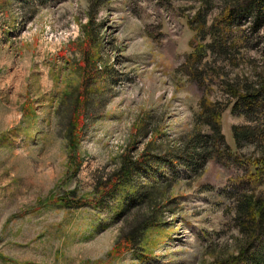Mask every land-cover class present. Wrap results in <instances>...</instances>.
Returning <instances> with one entry per match:
<instances>
[{
    "label": "rangeland",
    "instance_id": "rangeland-1",
    "mask_svg": "<svg viewBox=\"0 0 264 264\" xmlns=\"http://www.w3.org/2000/svg\"><path fill=\"white\" fill-rule=\"evenodd\" d=\"M238 1L0 0V264H214L239 256L246 236L235 185L249 178L247 165L224 153L245 156L257 173L262 150L235 144L234 127L260 122L233 113L227 85L264 77V17L252 36L253 17L233 25V36L250 34L248 46L228 56L207 50L197 66L201 86L185 63L191 43L211 44V27ZM204 101L221 112L224 144L186 164L193 134L211 135L200 119ZM127 157L150 168L94 202L97 185ZM144 185L163 186L149 203L128 205ZM256 189L264 198V186ZM71 192L68 202L87 203L65 206ZM156 212L157 224L124 250L129 229Z\"/></svg>",
    "mask_w": 264,
    "mask_h": 264
},
{
    "label": "trees",
    "instance_id": "trees-1",
    "mask_svg": "<svg viewBox=\"0 0 264 264\" xmlns=\"http://www.w3.org/2000/svg\"><path fill=\"white\" fill-rule=\"evenodd\" d=\"M203 13H198L196 20L199 21L201 25V31L205 27V15ZM248 17H253L252 34H259L261 27L263 26L264 17V0H244L243 2H235L234 4H227L221 17L213 24L212 30V43L207 46H196L191 43V46L195 49L194 53L186 57V65L191 70L190 77L192 80H196L199 85L203 82V73L198 71V65L203 60L206 55L207 50H211L215 53V50L219 54L228 56L230 49L243 48L248 46L250 42V36L244 32L239 35L233 36L232 27L235 24L242 23ZM205 37V35H203ZM203 37V38H204ZM264 40V38H262ZM206 49V50H205ZM258 81L251 82L248 78L244 81H237L235 84L227 85L228 90L235 103L233 105V113L247 115L253 118L255 121L259 120L260 125L257 127L253 126H241L234 127L232 129L233 140L236 145L239 144H253L258 147L261 152V156L255 161V164L261 166L257 173H252L250 165L252 164L245 156L238 152H234L230 147L225 149V158L232 159L240 164L247 165L246 176L249 178L247 181L237 183L235 188L237 190V222L240 226L241 231L245 234V248L241 250L238 257L231 255L227 256L225 259L218 260L214 264H260L262 261V253L264 250V198L260 195H256L255 190L259 186H264V77L262 74L258 75ZM202 102L203 107V124H207L211 130V135H201L200 132L196 131L193 134V138L189 140L185 146L184 151H182V157L184 163L187 164L189 160H193L194 156H198V160H205L208 156H211L212 152L215 150L213 148L215 143L218 141L224 144L225 137L221 130V112L212 103ZM78 107V101H75L73 105V112L68 121V135L72 136L75 128L74 115L76 108ZM199 150V151H198ZM216 152H219L218 150ZM187 156L184 158L183 156ZM178 162V161H177ZM157 164L160 163V159L157 158ZM149 167V162L145 159H140L137 161L131 160L127 157L123 160L120 169L115 171L105 182H100L97 185L96 193H102L98 201L94 200L96 203H101L104 199L113 198L121 185L129 179V177L134 173H141ZM150 168V167H149ZM163 185H144L141 190L136 193L134 199H132L128 205H136L149 203L152 201L155 192L160 189ZM166 185L165 187H169ZM247 187L251 191L242 192L241 189ZM241 188V189H240ZM74 192L66 194L62 198L65 206L80 208L84 206L87 202L80 200L77 203H70L66 198H71L74 196ZM86 202V203H85ZM93 202V201H92ZM129 208V207H127ZM157 212L152 215L153 217L142 216L141 219L136 221L130 229L127 235L122 238V244L125 242L128 247L125 249L135 248L141 241V237L149 227L157 224L156 220ZM119 245V244H118ZM123 247H118L117 250ZM123 250V249H121Z\"/></svg>",
    "mask_w": 264,
    "mask_h": 264
}]
</instances>
